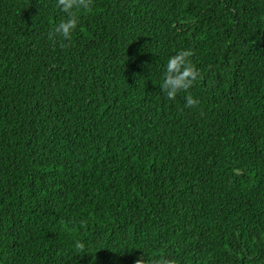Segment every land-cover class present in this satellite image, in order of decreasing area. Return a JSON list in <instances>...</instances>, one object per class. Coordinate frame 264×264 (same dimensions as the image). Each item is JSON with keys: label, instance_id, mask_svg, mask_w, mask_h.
<instances>
[{"label": "trees", "instance_id": "obj_1", "mask_svg": "<svg viewBox=\"0 0 264 264\" xmlns=\"http://www.w3.org/2000/svg\"><path fill=\"white\" fill-rule=\"evenodd\" d=\"M87 3L0 0V264H264V0Z\"/></svg>", "mask_w": 264, "mask_h": 264}, {"label": "clouds", "instance_id": "obj_2", "mask_svg": "<svg viewBox=\"0 0 264 264\" xmlns=\"http://www.w3.org/2000/svg\"><path fill=\"white\" fill-rule=\"evenodd\" d=\"M58 5L68 13V17L57 25L55 31L62 34L65 38H70L78 23L77 15L72 9L74 5L77 8L87 7V0H58ZM192 54L190 49H184L168 58L162 84L168 98L174 99L179 91L190 88L197 80L199 75L198 70L188 59ZM197 103L198 101L191 95L187 97L188 106H193ZM75 246L78 248L84 247L83 243L79 241L76 242ZM144 253L145 256L137 259L135 264H173L166 256L158 257L146 251Z\"/></svg>", "mask_w": 264, "mask_h": 264}]
</instances>
